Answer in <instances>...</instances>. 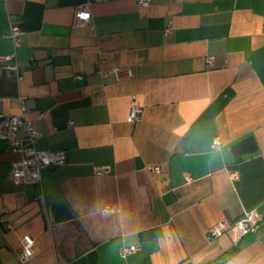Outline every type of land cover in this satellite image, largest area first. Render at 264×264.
I'll return each mask as SVG.
<instances>
[{"label": "crops", "instance_id": "obj_1", "mask_svg": "<svg viewBox=\"0 0 264 264\" xmlns=\"http://www.w3.org/2000/svg\"><path fill=\"white\" fill-rule=\"evenodd\" d=\"M85 2L89 25H76ZM12 52L0 112L19 113L23 96L35 145L66 160L16 184L19 154L0 140V264L23 234L27 264H264V0H0V54ZM114 66L132 74L116 79ZM55 201L72 216L55 222ZM249 208L253 231L207 238Z\"/></svg>", "mask_w": 264, "mask_h": 264}, {"label": "built area", "instance_id": "obj_2", "mask_svg": "<svg viewBox=\"0 0 264 264\" xmlns=\"http://www.w3.org/2000/svg\"><path fill=\"white\" fill-rule=\"evenodd\" d=\"M140 5H147L149 0H136ZM90 8L87 2L77 6L75 12L76 25H89ZM168 28H166L167 30ZM22 33L17 24L11 23L7 36L13 41L14 46L19 43V35ZM0 60L7 61L1 65L2 69L8 74L19 73V63L15 58L14 52L9 54H0ZM206 61H211V56L206 57ZM114 77L120 79L132 74L129 67L114 66L111 69ZM104 74V73H103ZM142 105L136 100L135 95H131L127 121L135 122L142 116ZM26 105L23 96L19 97V113L0 112V140L10 147L12 151L19 154V157L11 161V180L13 183H38L41 180V171L51 164H62L66 160L64 149L51 150L48 148H39L35 145V139L39 136L31 118L25 116ZM43 112L39 113V116ZM23 129L24 134L18 136V130ZM215 146L218 145V138L212 140ZM150 170L158 171L160 166L152 165ZM93 169L96 173L103 174L110 172L109 164H95ZM235 176V175H233ZM186 179L190 176L185 174ZM260 216L254 208L245 209L240 216L232 221L220 219L213 223L207 230V238L216 237L223 232H228L231 239L236 241L247 232L253 231L258 225ZM137 249L136 245L122 246L120 253L127 254ZM34 252V239L23 234L19 237V247L15 252V261L13 264H27Z\"/></svg>", "mask_w": 264, "mask_h": 264}, {"label": "water", "instance_id": "obj_3", "mask_svg": "<svg viewBox=\"0 0 264 264\" xmlns=\"http://www.w3.org/2000/svg\"><path fill=\"white\" fill-rule=\"evenodd\" d=\"M51 213L55 222L66 220L72 216L71 210L63 202H52ZM210 264H217V262H212Z\"/></svg>", "mask_w": 264, "mask_h": 264}]
</instances>
